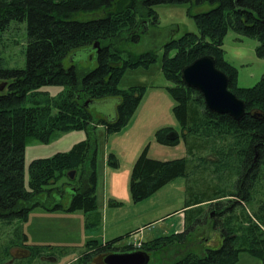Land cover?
<instances>
[{
	"label": "trees",
	"instance_id": "trees-1",
	"mask_svg": "<svg viewBox=\"0 0 264 264\" xmlns=\"http://www.w3.org/2000/svg\"><path fill=\"white\" fill-rule=\"evenodd\" d=\"M188 2L210 3L213 7L191 14L198 33L187 32L169 39L163 45L161 58L162 74L172 83L167 89L175 101L173 112L180 123L187 156L171 160L150 158L147 145L131 168V199L140 201L179 176H185L188 182L190 174L198 169L206 178L209 175L216 179L229 170L228 178L231 173L236 176L232 191L219 188V183L210 184V178L204 179L203 188H197L195 182L192 185L188 182L186 188V206L211 201L207 206L213 212L211 227L220 232L219 247L206 245L201 251L186 249L165 264H235L240 251L264 259V201L257 195V186L263 181L264 74L255 85L239 87L238 70L225 59L222 47L227 33L233 31L255 39V55L264 58V0H0V32L11 21L25 22L27 39L24 66L0 69V80H9L7 91L0 93V220L24 221L36 207L83 213L97 209L96 128L103 126L111 134L128 122L145 88H121L120 79L126 69L148 67L157 61L156 51L135 54L129 46L140 39L146 27L157 26L155 5ZM88 14L92 16L81 18ZM84 50L95 51V68L81 71L75 65L63 66L69 54ZM202 56L214 59L216 67L228 78L229 90L244 102L245 112L239 120L209 110L202 94L183 82V67ZM3 85L0 81V88ZM45 85L67 88L57 98H39L42 92L38 88ZM108 98L117 99L114 117L90 112V104ZM171 130L170 127L158 130L156 142L167 146L178 143V135L174 139L167 137ZM71 131H84L85 138L68 151L31 161L28 187H25L26 140L47 143L57 134ZM204 154H211L214 159ZM107 163L118 164L113 155ZM71 171L75 172L73 178L68 175ZM65 186L70 188L67 204L60 201L65 196ZM225 196L230 197L227 203L212 201ZM248 202L255 203L256 209L251 214L239 212V218L235 207ZM204 210L199 205L193 218L187 216L182 232L143 240L137 250L146 251L150 257L158 256L176 244L191 242ZM129 235L104 243L89 239L75 261L89 264L94 257L103 259L113 252L134 251L130 244L116 246ZM16 236L27 246L25 234L18 231ZM17 242L10 240L7 247L23 248ZM39 247L32 245L26 250L34 258L41 256Z\"/></svg>",
	"mask_w": 264,
	"mask_h": 264
},
{
	"label": "rangeland",
	"instance_id": "rangeland-1",
	"mask_svg": "<svg viewBox=\"0 0 264 264\" xmlns=\"http://www.w3.org/2000/svg\"><path fill=\"white\" fill-rule=\"evenodd\" d=\"M193 1L191 0V2ZM212 7L213 5L210 3L196 5L189 2L180 4L162 3L154 6L158 17L157 26L146 27L140 34V39L129 47L135 54L147 50L156 51L157 61L148 67L126 69L119 82V87L121 88L130 86H142L145 88L139 104L128 122L118 131L108 134L105 128L101 126L98 127L102 129L97 128L95 131L97 142L96 173L99 179L97 187L98 200L105 194V191L107 199H119L115 201L122 203L119 204L121 210L119 211V217L121 220L125 217L145 212L146 215L143 218V222H141L142 224H138V222L134 224L140 227L144 223H149L147 225V228H149L146 230L148 235H146L145 240L182 231V214H173V212H178L183 207L184 201L187 199L186 187L188 182L191 185L195 182L197 188H203L204 185L206 174L198 169L190 174L188 182L185 176L176 177L148 197L134 202L129 192L128 180L132 167L129 160L133 157L137 159L147 145L149 154L152 157L171 160L187 156V150L181 137L180 123L173 112L175 101L167 89V87L172 86V83L164 78L161 71L163 45L169 39L179 38L184 33H198L191 14L205 12ZM90 16L92 14L81 16V18H90ZM26 43V23L11 21L8 27L0 32V69L22 68L25 60ZM256 45L257 41L255 39L242 36L233 31H229L224 38L222 46L225 52L224 57L237 68V85L239 87L255 85L264 74V58H258L255 55L254 48ZM173 53L174 51H171L170 55H173ZM71 65H75L81 71L95 68L97 66L95 51L84 50L80 54H69L64 58L63 66L68 68ZM0 81L4 82V85L0 88V93L6 92V83L9 80ZM66 88V86L62 85H45L38 88V91L42 92L38 95L39 98L46 96L57 98ZM26 104L29 105L28 102ZM116 105V98H108L107 100L90 104L89 110L95 116L114 117ZM168 127L172 128L171 132H176L179 141L172 146L160 145L155 140V133L162 128ZM84 138V131L59 133L47 143L28 138L24 151L25 187H28L29 164L31 161L51 157L57 152L68 151L75 143ZM104 153L106 154L105 157L103 156ZM110 155L117 159V166L107 163ZM204 155L214 159L211 154ZM110 160H112V157H110ZM105 167L107 168V174ZM262 167L263 181L262 184L259 183L257 186V195H259L258 198L264 201V161ZM224 171L221 176L218 175V180L209 175L206 179L208 181L210 178V184L219 183L218 187L225 189V191H232L236 180L235 173H231V177L228 178L229 170ZM105 178L107 179L106 187ZM102 181L104 182V188L101 186ZM102 189L103 194L101 193ZM63 190L65 196L60 201L67 204L69 202L70 188L65 186ZM229 198V196H225L220 201L227 203L226 201L230 200ZM202 206L205 209L204 217L196 225L191 242H187L185 245L176 244V246L162 251L158 256L152 254L149 264H165L179 257L184 250L190 248L194 251H201L206 245L213 248L219 247L217 241L221 239L220 232L211 227L212 222L207 204ZM255 207V203L248 202L241 207H235L234 211L241 218L239 212L243 215L245 213L251 214L253 209H256ZM191 213L188 212V216ZM82 214L80 211H47L44 208L36 207L27 214L24 221L19 219L11 222L0 220V264H78L75 260L84 250L83 247L87 239L99 237L91 234L94 232L98 233V228H86ZM169 214L173 215L170 217ZM226 217L227 215L225 214ZM116 219V216H113V220ZM157 219L159 220L157 221ZM262 219L264 222V210ZM231 222L229 220V223ZM126 226L128 225L125 223L120 228V231H124ZM15 229H17V233L20 231V233L26 235L27 239L24 243L28 247L24 246L23 242L20 243ZM143 229L140 228L135 232H130L128 237L134 238L133 234L135 233L141 237ZM128 237H124L123 242L119 241L116 246L122 247L126 245ZM10 240L18 241L17 245L23 248H16L15 246L8 248L7 244ZM32 245L40 246L41 256L34 258L30 256L26 249H29ZM7 249H9L8 255L5 256ZM100 260V257H94L89 264H103V261L101 262ZM235 264H264V259L260 256L251 255L246 251H240Z\"/></svg>",
	"mask_w": 264,
	"mask_h": 264
},
{
	"label": "water",
	"instance_id": "water-1",
	"mask_svg": "<svg viewBox=\"0 0 264 264\" xmlns=\"http://www.w3.org/2000/svg\"><path fill=\"white\" fill-rule=\"evenodd\" d=\"M181 78L188 87L195 88L202 94L209 110L228 114L235 120L244 115V102L229 90L226 74L216 67L212 57L202 56L184 66ZM175 136L174 132L167 135L169 139H174ZM74 173L69 172V177L73 178ZM149 261L150 255L141 250L113 252L103 258V264H148Z\"/></svg>",
	"mask_w": 264,
	"mask_h": 264
},
{
	"label": "crops",
	"instance_id": "crops-1",
	"mask_svg": "<svg viewBox=\"0 0 264 264\" xmlns=\"http://www.w3.org/2000/svg\"><path fill=\"white\" fill-rule=\"evenodd\" d=\"M101 127H103V126H101ZM101 127L97 126V128H101ZM105 155L106 154L104 153L103 156L105 157ZM147 155L150 158L166 160V159H163V158L152 157L149 154V150L147 151ZM135 159H136V157H133V158H131L129 160L130 161V165L133 166V163H134ZM105 162H106V160H105ZM105 172L107 174V168L106 167H105ZM129 179H130V177H129ZM98 182H99V179H98V175H97V179H96L97 209H95L94 211H91V212H87V213H83L82 212L86 228H92V227L98 228V233L94 232V233H91V234L92 235L95 234V236L98 235L99 237L98 238L93 237V238H89V239H94L95 238V239H98L101 243H104V242L112 240V239H114L116 237L124 236L127 233H130V232L132 233V232H135L136 230H139L140 228H144L143 232H142V235H141V238H142V241L145 240L146 235H148V233H146V230L149 228V227L147 228V225L149 223H144L140 227H137V225H134V224H137V222H138V224H142L141 222H143V218L146 215L145 212H142V213L137 214L135 216L125 217L123 220H121V218L119 217V214H120L119 211H121L119 204H122V203H119V202L117 203L115 201V200H119V199H107L106 191H105V194L100 198V200H98V193H97ZM128 182H129V180H128ZM105 184H106L105 185V187H106L107 186V179L106 178H105ZM101 186H102V188H104V182L103 181L101 183ZM101 193L103 194V189H102ZM189 195H190V192H189ZM186 197L188 198L187 190H186ZM186 200L187 199H185V201ZM216 200H220V199H214L212 201H216ZM185 201H184L183 207H181V209L178 212H173V214H182L183 230L185 229L186 218L188 216V212H190V213L192 212L191 215H190V218H191L192 216L196 215V211L195 210H196V208L199 205L202 206V205L207 204L208 202H211V201H206V202H203V203H200V204H191L189 206H186ZM191 203H193V202H191ZM126 204H128V202H126ZM111 206H113V207H111ZM169 215H167V216H169ZM172 215H170V217ZM113 216H116L117 219L113 220ZM158 220L159 219H157V221ZM125 223L128 226L125 227L126 229H124V231H120V228L122 226H124ZM134 226H136V227H134ZM182 231H179V232H182ZM89 239H87V240H89ZM131 239L132 238L128 237L127 241H126V244H128L131 241ZM121 241L123 242V239ZM220 242H221V239L219 241H217V244H219ZM116 244H118V242Z\"/></svg>",
	"mask_w": 264,
	"mask_h": 264
},
{
	"label": "built area",
	"instance_id": "built-area-1",
	"mask_svg": "<svg viewBox=\"0 0 264 264\" xmlns=\"http://www.w3.org/2000/svg\"><path fill=\"white\" fill-rule=\"evenodd\" d=\"M133 237L134 238H132V240L128 244H130L134 250H137L141 247L142 238L139 237L137 233L133 234Z\"/></svg>",
	"mask_w": 264,
	"mask_h": 264
},
{
	"label": "flooded vegetation",
	"instance_id": "flooded-vegetation-1",
	"mask_svg": "<svg viewBox=\"0 0 264 264\" xmlns=\"http://www.w3.org/2000/svg\"><path fill=\"white\" fill-rule=\"evenodd\" d=\"M209 214H210V218H211V216H212L213 212H212V211H210V212H209ZM100 259H101V258H100ZM100 261L102 262L103 260L101 259ZM100 261H99V262H100Z\"/></svg>",
	"mask_w": 264,
	"mask_h": 264
}]
</instances>
